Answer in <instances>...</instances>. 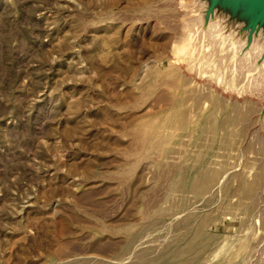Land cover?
<instances>
[{"label":"rangeland","instance_id":"374dc122","mask_svg":"<svg viewBox=\"0 0 264 264\" xmlns=\"http://www.w3.org/2000/svg\"><path fill=\"white\" fill-rule=\"evenodd\" d=\"M197 225L190 264H264V0H0V264H130Z\"/></svg>","mask_w":264,"mask_h":264},{"label":"bare ground","instance_id":"6f19581e","mask_svg":"<svg viewBox=\"0 0 264 264\" xmlns=\"http://www.w3.org/2000/svg\"><path fill=\"white\" fill-rule=\"evenodd\" d=\"M219 152H220L219 153L220 164L217 167V169L213 171V173H208V171L206 170L201 171V173L198 176L196 175L197 178L193 181L192 185L189 188H185V185L183 184L177 187L174 186V188L171 189L168 195L169 198L168 201H171L173 199L172 192L175 193V191L176 193H179V201L177 202V204L182 199L184 200L185 198H189V199L196 198L199 195L205 194L210 189L216 171L219 172L223 170L226 161H228V155L226 153L228 152V150L224 148ZM196 163H198V161ZM168 201H167V205H164L163 208L164 211L170 207ZM188 221L189 219L185 220L186 223H188ZM192 235L193 236L189 241L179 246H177L179 243L178 244L175 243V248L177 247L176 251L172 249L174 245L166 246V249H164L162 252H155V251L152 252L151 250H147L141 254L137 253L140 255H137L130 264H190L191 261L203 249L206 248V244H205L206 237L204 235L202 225L195 226L192 230ZM134 244H135V240H130L128 244V249L130 248L132 249V247H134L133 246Z\"/></svg>","mask_w":264,"mask_h":264}]
</instances>
